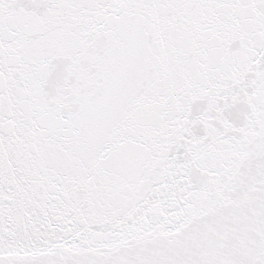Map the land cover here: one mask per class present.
Listing matches in <instances>:
<instances>
[{"label":"snow or ice","instance_id":"obj_1","mask_svg":"<svg viewBox=\"0 0 264 264\" xmlns=\"http://www.w3.org/2000/svg\"><path fill=\"white\" fill-rule=\"evenodd\" d=\"M0 264H264V0H0Z\"/></svg>","mask_w":264,"mask_h":264}]
</instances>
